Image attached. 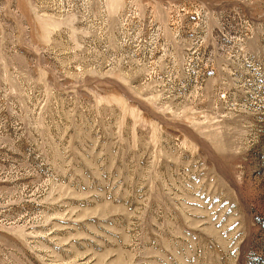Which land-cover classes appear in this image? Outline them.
<instances>
[{"label": "rangeland", "instance_id": "1", "mask_svg": "<svg viewBox=\"0 0 264 264\" xmlns=\"http://www.w3.org/2000/svg\"><path fill=\"white\" fill-rule=\"evenodd\" d=\"M0 264H264V0H0Z\"/></svg>", "mask_w": 264, "mask_h": 264}]
</instances>
